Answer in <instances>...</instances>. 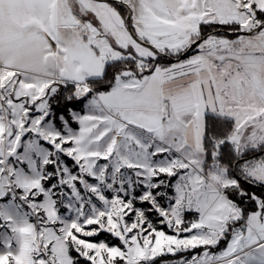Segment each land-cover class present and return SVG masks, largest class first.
<instances>
[{"label":"snow or ice","instance_id":"1","mask_svg":"<svg viewBox=\"0 0 264 264\" xmlns=\"http://www.w3.org/2000/svg\"><path fill=\"white\" fill-rule=\"evenodd\" d=\"M0 264H264V0H0Z\"/></svg>","mask_w":264,"mask_h":264}]
</instances>
